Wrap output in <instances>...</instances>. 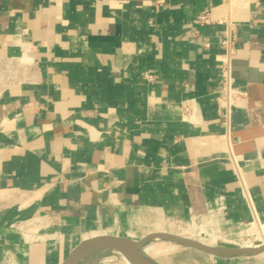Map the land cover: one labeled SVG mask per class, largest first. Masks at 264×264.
I'll list each match as a JSON object with an SVG mask.
<instances>
[{
	"label": "crops",
	"instance_id": "obj_1",
	"mask_svg": "<svg viewBox=\"0 0 264 264\" xmlns=\"http://www.w3.org/2000/svg\"><path fill=\"white\" fill-rule=\"evenodd\" d=\"M227 14L246 106L226 128ZM0 66V264L264 222V0H0Z\"/></svg>",
	"mask_w": 264,
	"mask_h": 264
},
{
	"label": "rangeland",
	"instance_id": "obj_2",
	"mask_svg": "<svg viewBox=\"0 0 264 264\" xmlns=\"http://www.w3.org/2000/svg\"><path fill=\"white\" fill-rule=\"evenodd\" d=\"M5 70V67L0 66V75ZM174 233L204 243L211 242L208 241L207 237L212 234L216 237L211 242L214 244V247L238 248L242 244H248L249 242V244L262 243L258 239L261 236L264 237V222L256 224L248 223L235 230L227 231L224 229L208 228V226L202 225L200 222L190 223L181 221L175 222ZM152 243L161 249L152 259L161 264H264V251L256 254H242L223 258L169 241L150 240L146 245ZM103 262L107 264H124L121 256L113 251H106L98 255L97 264Z\"/></svg>",
	"mask_w": 264,
	"mask_h": 264
},
{
	"label": "water",
	"instance_id": "obj_3",
	"mask_svg": "<svg viewBox=\"0 0 264 264\" xmlns=\"http://www.w3.org/2000/svg\"><path fill=\"white\" fill-rule=\"evenodd\" d=\"M150 240L170 241L223 258L264 251V244L262 243H255V248L214 247L191 238L165 232L149 233L138 240L124 236L92 234L79 241L59 264H97L98 255L106 251H113L120 256H126L133 264H158L144 251L146 243Z\"/></svg>",
	"mask_w": 264,
	"mask_h": 264
},
{
	"label": "built area",
	"instance_id": "obj_4",
	"mask_svg": "<svg viewBox=\"0 0 264 264\" xmlns=\"http://www.w3.org/2000/svg\"><path fill=\"white\" fill-rule=\"evenodd\" d=\"M221 1L229 3L231 0ZM159 2H161V0H159ZM209 10L210 5L200 11L195 21L199 24L212 23L209 17ZM219 22L224 25V30L221 34L219 43L223 54L220 63V78L217 88L216 106L223 112L224 125L227 128L232 109L246 106V91L234 84L231 74V58L236 50V24L228 14L223 16ZM187 107L185 106L184 108L187 109Z\"/></svg>",
	"mask_w": 264,
	"mask_h": 264
},
{
	"label": "bare ground",
	"instance_id": "obj_5",
	"mask_svg": "<svg viewBox=\"0 0 264 264\" xmlns=\"http://www.w3.org/2000/svg\"><path fill=\"white\" fill-rule=\"evenodd\" d=\"M178 235V234H177ZM206 235V234H205ZM201 236V235H200ZM225 236V235H224ZM261 236V235H260ZM207 237V236H206ZM219 237V236H218ZM208 241H213L216 239V237L212 234H210L208 237H207ZM227 239V238H226ZM235 241V240H234ZM258 241H262V244H264V237L261 236L260 239H258ZM201 242V241H200ZM211 242H207V243H204V242H201L205 245H208V246H213L214 244H212ZM250 243V242H249ZM242 244V246L240 248H255L256 246L254 244ZM253 243V242H252ZM233 246V245H232ZM144 251L146 252V254L148 256H150L151 258H153V256H155L156 254H158L161 249L158 248V246L154 243L152 244H148L144 247ZM122 260L124 261V264H133L126 256H121ZM100 264H107L106 262H103V263H100Z\"/></svg>",
	"mask_w": 264,
	"mask_h": 264
}]
</instances>
